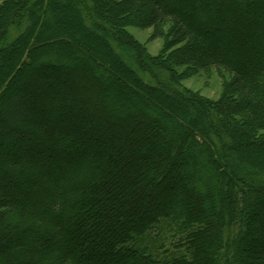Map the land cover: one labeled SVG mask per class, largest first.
<instances>
[{"label":"trees","instance_id":"trees-1","mask_svg":"<svg viewBox=\"0 0 264 264\" xmlns=\"http://www.w3.org/2000/svg\"><path fill=\"white\" fill-rule=\"evenodd\" d=\"M184 1L193 2L194 12L208 22L191 24L168 0H82L80 10L58 0L0 4V39L9 46H0V149L6 156H0V264H264L249 261L247 251L264 243V170L227 167L234 153L264 167V0ZM60 6H69L72 19L66 23L80 29L84 44L94 49L82 53L93 62L104 60L100 72L114 82L120 78L125 89L96 80L103 75L97 63H86L77 52L67 71L56 73L55 59L37 61L51 43L47 33L38 37L40 11L54 13ZM218 22L226 25L229 53L209 33ZM131 25L152 28L154 39L169 27L163 52L149 56L128 32ZM94 27L112 35L110 42L96 41ZM71 35L51 38L55 47L49 49L60 54L69 43L82 49ZM176 46V58L165 55ZM126 50L145 61H134L144 77L119 56L121 51L128 58ZM250 57L251 63H242ZM179 63L230 74L222 97L214 101L187 92L178 83L184 74L175 69ZM157 66L168 73L174 97L185 96L201 115L192 119L183 108L176 117L171 101L164 106L156 100L158 90L166 89L150 72ZM54 74L59 82H86L76 92L62 90L47 79ZM133 82L145 92L143 104L118 117L107 107L127 101ZM65 92L72 101L65 103ZM29 97L38 103H32L38 116L33 125L24 115ZM17 117L20 123L13 126ZM84 144L104 149L92 148L95 157L81 164L89 154ZM153 230L159 234L155 247L170 240L163 253L153 249ZM161 233L168 237L161 239ZM259 247L264 254V245Z\"/></svg>","mask_w":264,"mask_h":264},{"label":"rangeland","instance_id":"rangeland-1","mask_svg":"<svg viewBox=\"0 0 264 264\" xmlns=\"http://www.w3.org/2000/svg\"><path fill=\"white\" fill-rule=\"evenodd\" d=\"M3 1L4 0H0V4ZM58 1L59 2L65 1L68 4H73L77 10H80L79 8L84 5L82 0H58ZM106 1L109 2V0H106ZM168 3H171V7L173 9H175L177 11L180 10L181 12H183V15L186 16V18L188 19V21L191 24H194L197 20L200 22H202V20H204L205 22H208L207 19L201 18L198 13L194 12V9L192 8V7H194L193 2H192L193 6L191 4H187L186 1H184V0H170V2L168 0ZM20 11L22 13H27V8H22ZM40 15H41V18L39 17V21L36 23V24H39V26H40V31L38 32V37L41 34L40 32H44V33L49 34L48 38H50L49 41H51V43H49V45L52 47H55V45H53L54 43L52 41L53 38L55 39L57 36L63 37L66 35L71 38L72 37L71 34H73L75 36V38L78 39L76 41V43L81 45L82 49L81 48L76 49V47H73V45H75V43L74 44L69 43V46L67 45V46L61 47L62 48L61 53L59 54L58 52H54L52 49H49L50 46H48V47H46V49L42 50L41 53L38 52L39 54H37L38 55L37 61L38 60L40 61V60L46 59V58H50L53 60L55 59L58 67L54 71L56 73L58 71H61V70L67 71L72 66H74V63L76 61L73 58L72 54L77 52L78 55H82L83 61H85L86 63L94 64V62H96L97 64L96 63L95 64H96L97 73H98V71L100 74L102 73V72H100L101 71L100 68H101L102 64L104 63V60H102L100 58L102 62L97 61L96 59L93 62L92 57H90V56H89L90 58L87 57L86 56L87 53L94 52L93 47H89L87 44L86 45L84 44V38L82 35V31L80 29H76L75 27H73L72 24L66 23L68 20L71 21V19H72L69 6H67V7L66 6H60V8L58 10H56L54 13H51L49 8H46L43 12L40 11ZM36 24L34 27L35 29H36ZM225 26L226 25H224L223 23H219V22L215 23L213 25V27L210 26L211 30L209 31V33L211 35H213V37L215 39V45L217 47L223 46L224 50H226V52L229 53L232 50H231V48L229 49L228 47H225L226 44L224 43V39H223L224 36H226V32H224V30L226 29ZM54 29L57 31H55ZM127 29H128V32L130 33V35L132 36V38L144 47L145 52L149 56H151V57L157 56L163 52V48L166 46V43H167L166 35H167V30L169 29V27L165 28L164 37L155 38V39L152 38V33H153L152 28H143L142 26L131 25V26H128ZM53 31H55V32H53ZM91 34L95 40L101 39L102 41H104L106 43L110 42L109 37L112 36L109 33H101V30L97 29L96 27L93 28V32H91ZM99 34H102V35L99 36ZM8 40H9V38H8ZM92 45L95 46L94 44H92ZM0 46H1V48H4V47L9 48L8 42L7 41L5 42V40H3L2 38L0 39ZM1 48H0V55L3 54V52H4V50ZM176 48H178V46L174 47L173 48L174 50L173 49L172 50L175 51ZM70 49H72V50H70ZM82 50H84L86 52V55H84L82 53ZM176 51H175V53L172 51H170V52L168 51V53H165V55L168 54V55L175 57L174 55H176V53H178ZM126 53H127L128 58L124 57L123 54L121 53V51H119V56L122 58L123 61L128 62L129 66L133 67L135 72L137 71L139 74H141L142 77H144L141 68L138 67L139 65L138 66L135 65L134 61H136L135 59H137L138 64H141V65H143V62L145 63V61L143 59L136 58L135 55L133 54V52L130 50H126ZM4 62L6 63L5 60H4ZM4 62H2L3 64H1V66L4 65ZM169 62L171 63V65L173 64L171 61H169ZM251 62H252L251 57L248 58V60L244 58V60L242 61L243 64H249ZM125 65H126V63H125ZM156 68H157V70L154 69V71H152V70L150 71L152 73V76L154 77V79L156 81L158 80L159 83L166 84L165 85L166 86L165 91L162 92V91L158 90V93H161V94L158 95V97L156 96L157 97L156 100L161 105H164V106H165V104H167L168 101H171L172 103L170 105L173 104V106H174L173 111H174V114L176 115V117H179L181 115L183 108H186V110H187V112H185L186 116L191 117L192 119H195L199 115H201L202 114L201 108L199 106H196V104L194 102L190 101L185 96L184 97H177V96L174 97V86L172 85V83H169L168 81H166L167 80L166 75L168 73L162 67L157 66ZM175 69H178V71H180V72H184L183 75L179 76L178 83L183 85L187 89V92L191 93L195 97L201 96L204 98H208L209 100L210 99L214 100V101L219 100L222 97V93H223V90L225 88V82L226 81L230 82V76H231L230 74L225 73V75L221 77L219 74L216 73L215 70H210L208 72H205V71L197 69V66L195 63H190V64L189 63H187V64H183V63L180 64L179 63L176 65ZM110 70L113 72L116 71L115 67H113V66L110 67ZM120 77L129 78L131 80L130 76H126L123 73H121ZM47 79H49L55 85V87L58 86V88H62V90L64 89L65 86H68V88L69 87L72 88V92H76V89H78V87H80L81 84L86 82V81L81 80L79 78H77L75 80L74 84L72 83V81H69V80H64V81L59 82V80L56 78L55 74L52 75V77L51 76L47 77ZM97 79L100 81L102 79H104L105 81L111 80L112 81L111 83H114L117 86L123 87L125 89V85L122 82H119L120 78H118L114 82V80L111 78L110 75L105 76L103 74L101 77H96V80ZM56 84H58V85L56 86ZM100 85H101V83L99 82L97 84V86L100 87ZM133 85H134V87H133L134 92L136 94L134 92H132V96H128V100L127 101L123 100L120 105L114 103L115 107H113L114 104L108 105V107H107L108 110L111 108H115L114 110H116V112H118L117 113L118 117H121V116L124 117L127 114V112H129L132 109L133 104L142 105L143 102H141V99H142L141 96H145L144 95L145 92L143 91V89L140 86L136 85L134 82H133ZM110 87H111L110 93L112 91L114 92L115 89H113V84H110ZM149 89H151L153 91L157 90V89H154L153 87H149ZM64 94H65L67 99H65L64 95H61V97H64L65 103H66V101H72L71 100L72 97L70 94L67 95L66 92ZM112 98H113V100L115 99L113 95H112ZM28 100H30L29 103L31 102L30 103L31 108L29 110H26L24 115L27 116L28 124L30 123L31 125H33V123L36 120L38 121V116L35 115V113L32 111L34 109V107L32 106V103L37 108H38V103H37V99L35 97H29ZM61 101L63 102V100L61 99L59 101V104L63 105V103ZM114 101L117 103L116 100H114ZM147 104L151 105V103H147ZM170 105L167 107L168 113H171V111H170L171 106ZM63 110H64V108L62 109V111ZM75 110L76 109H73V111H71L70 116L73 117L74 114L77 113ZM10 114H12V113H10ZM182 114H184V113H182ZM7 120H8V118H7ZM209 120H211V122H214L215 117L214 116L209 117ZM19 121H20V119H18V117H17L16 122H12L11 124L14 126L15 123L19 124L20 123ZM74 121H76V120H74ZM32 132H34V131H32ZM78 133L79 132L77 130H75L72 134L78 135ZM89 133H92L91 129L89 130ZM226 145H227V142H226ZM93 146L94 145H92V144H87V145L84 144V148H87L86 150H87V152H89V154L88 155L83 154L82 157L80 156L82 158V159H80L81 164H87L88 162L91 161V158H93V156L95 157V155H93V154H95L97 150L104 149V147H102V145H97V147L96 146L93 147ZM92 148L93 149L96 148V151L93 152ZM16 150L18 151L19 155L22 158L27 156L25 150H22V149H16ZM75 150L76 151L71 153L73 156H76V153L79 152L78 149H75ZM3 155L4 154H3L2 150L0 149V156L2 157ZM3 157H6V156H3ZM50 161H51V159H50ZM258 165H260L259 160L256 161L254 159H251V158L247 157L245 154L234 153V154H231L230 161L228 162L227 167L229 170L244 169V170H247L249 172L256 171L258 174H260L259 172L264 170V167L258 166ZM56 173H57V171L55 170L54 174H56ZM239 177H241V176H239ZM33 195H34V193H32V195H30V196H33ZM254 227L257 228L256 225H254ZM156 231L153 230L150 233L152 235L151 239L154 241V248L153 249L155 250L156 253H158V252L163 253L162 250H164L168 246L170 240H166V246L163 248L155 247V243H156L155 239H158V235H159V234L158 235L156 234ZM162 231H164V232L166 231L165 226H163L162 229L160 230V232H162ZM172 236H174V235H172ZM172 236L169 238H174ZM164 237H168V236L164 233H161V239H164ZM146 243H148V240H146ZM76 245L77 244H75V246ZM260 245L262 246V245H264V243L262 241H257L256 244H251V248L247 249V251L249 253V258H248L249 261L254 262L256 259L259 261L264 260V254H263V251L261 250V248L259 247Z\"/></svg>","mask_w":264,"mask_h":264}]
</instances>
